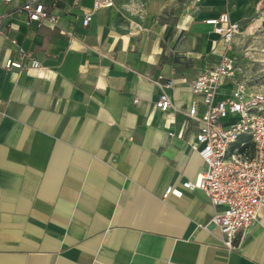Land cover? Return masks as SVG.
I'll return each instance as SVG.
<instances>
[{
	"label": "crops",
	"instance_id": "obj_1",
	"mask_svg": "<svg viewBox=\"0 0 264 264\" xmlns=\"http://www.w3.org/2000/svg\"><path fill=\"white\" fill-rule=\"evenodd\" d=\"M93 1L46 0L56 21L38 24L18 12L23 0H0V264H264V202L228 251L209 226L220 209L181 187L203 170L187 114L205 106L190 84L225 52L205 21L227 12L240 25L228 51L238 66L264 0ZM236 71L216 100L242 81ZM170 185L180 195L162 200Z\"/></svg>",
	"mask_w": 264,
	"mask_h": 264
},
{
	"label": "built area",
	"instance_id": "obj_2",
	"mask_svg": "<svg viewBox=\"0 0 264 264\" xmlns=\"http://www.w3.org/2000/svg\"><path fill=\"white\" fill-rule=\"evenodd\" d=\"M2 1L5 4L12 2ZM112 4L113 0H94L92 11ZM46 6H49L46 0H23L17 10L24 12L29 22L40 24L46 19L55 22L56 18L50 15ZM92 11L83 16V26L91 21ZM8 16V13H0V23ZM205 23L221 35L225 52L212 69L197 75L190 84L191 92L200 96L205 106L204 113L197 116L196 102L193 101L187 114L198 122L195 139L189 142V147L199 155L203 170L194 180L183 182L181 187L203 191L210 204L220 209L216 210L209 226L219 232L223 246L230 251L240 245L246 231L257 221L259 208L264 202V85L238 81L225 98L215 99L224 79L234 75L235 60L228 51L235 35L240 32V25L232 22L227 12L207 19ZM39 66L33 58L30 67ZM4 68L23 69L20 60L12 59L5 62ZM163 79L160 76L154 81L160 90L155 107L166 113L173 107L166 92L172 84ZM180 193L177 186L170 185L162 200Z\"/></svg>",
	"mask_w": 264,
	"mask_h": 264
},
{
	"label": "rangeland",
	"instance_id": "obj_3",
	"mask_svg": "<svg viewBox=\"0 0 264 264\" xmlns=\"http://www.w3.org/2000/svg\"><path fill=\"white\" fill-rule=\"evenodd\" d=\"M264 12V7L262 9ZM251 23L252 21H248ZM255 27L248 30L240 36L237 43L238 53V66L236 65L235 77L240 80L250 81L252 84L264 85V15L260 12L256 19ZM253 23V22H252ZM246 64H252V69L244 76L245 65L242 64L243 60ZM244 66V67H243ZM240 73V74H237ZM251 74V76H249Z\"/></svg>",
	"mask_w": 264,
	"mask_h": 264
},
{
	"label": "bare ground",
	"instance_id": "obj_4",
	"mask_svg": "<svg viewBox=\"0 0 264 264\" xmlns=\"http://www.w3.org/2000/svg\"><path fill=\"white\" fill-rule=\"evenodd\" d=\"M254 27H255V24H251L249 29L252 30Z\"/></svg>",
	"mask_w": 264,
	"mask_h": 264
}]
</instances>
